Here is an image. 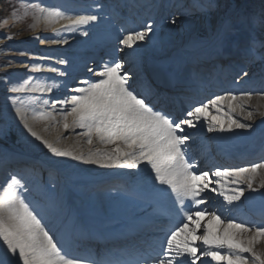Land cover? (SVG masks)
<instances>
[{"label": "snow or ice", "instance_id": "6c2138e0", "mask_svg": "<svg viewBox=\"0 0 264 264\" xmlns=\"http://www.w3.org/2000/svg\"><path fill=\"white\" fill-rule=\"evenodd\" d=\"M26 10H31L49 24L58 23L59 20L69 21L66 30H75L78 26L87 25L96 21V15L66 16L57 9H46L40 4H27ZM29 14L25 12V17ZM17 19H20L18 17ZM7 23V20L4 21ZM152 31L150 24L145 26V31H136L123 37L120 41L124 46L131 48L137 41H143L145 36ZM87 35V32L84 33ZM9 39L12 36L8 37ZM52 43H59L52 40ZM67 43V41H64ZM66 64V60H61ZM122 62H115L111 66L104 65L103 71L96 73L101 77L96 82L84 81V87H76L72 91L76 94L63 100H55L49 105L48 100H34L39 103L40 110H33L31 118L34 120H49L55 124L63 122L67 131L79 128L83 131L79 135L86 137L88 145L93 144L94 137L100 144L112 145L111 148L89 149L87 154H76L69 148L60 147V137L51 141L40 136L29 124L28 108L22 101L12 98L15 111L19 114L24 127L56 157H71L87 163L101 164L103 166H120L135 169L142 162L150 166L155 173V179L166 185L181 204L185 199H191L195 204L204 203L201 193L209 189L213 182L208 172L197 175L194 165L189 162L186 155V144L191 139L186 134L185 128H196L197 122L207 120L209 132L231 131L250 128L247 123H240L233 118V113L244 114L246 106L252 99L251 93L239 96L233 93L216 96L208 103L193 107L185 118L174 120L171 116L156 111L141 98L128 84L129 76L121 75ZM36 71L40 66L35 67ZM50 71H57L53 68ZM60 75H65L61 72ZM247 75V72L244 73ZM56 86V85H54ZM12 92H50L51 87L37 85L30 87V82L11 88ZM264 99V94H261ZM228 102V111L224 112L222 105ZM59 105V109H57ZM70 106V107H69ZM51 107L52 111H46ZM215 109L216 115H209V108ZM260 105H257L259 112ZM264 116V112H259ZM224 115L229 121L227 124L219 117ZM255 113L248 111L245 119H253ZM59 117V119L57 118ZM69 117L72 123H69ZM67 138V137H65ZM120 143H117V142ZM264 169V163L253 164L246 168L217 169L214 182L219 185L210 191L218 192L228 204L240 201L245 189L239 185H246L247 189L253 188L258 170ZM228 178L236 187L227 189ZM198 181H206L203 185ZM23 187L21 180L12 176L6 187L0 190V242L6 246L5 256L15 257L22 264H85L78 257L70 256L63 250V246L45 230L42 217L30 207L20 193ZM259 187L264 188V179L259 182ZM26 190V189H25ZM209 216L208 223L203 225V234L197 236V230L202 226L200 217ZM223 225L219 233L213 231L214 224ZM190 224L193 225L190 227ZM202 241L204 257H209L216 264H264V252L256 250L257 244L264 241V225L254 229L245 223H237L232 218L221 219L215 212L207 213L204 210L187 212L184 222L175 226L167 234L166 241L162 244V258L155 264H196L200 259L194 240ZM221 250H226L222 253ZM250 255H245V254ZM10 254V255H9ZM0 264H5L0 258ZM96 264V262H91Z\"/></svg>", "mask_w": 264, "mask_h": 264}, {"label": "bare ground", "instance_id": "6f19581e", "mask_svg": "<svg viewBox=\"0 0 264 264\" xmlns=\"http://www.w3.org/2000/svg\"><path fill=\"white\" fill-rule=\"evenodd\" d=\"M169 1V0H167ZM64 2V3H62ZM89 3H96L97 0H88ZM186 0H181L180 1V11L185 13L186 16L182 19V21L184 23H189L192 24L191 22H193L191 20V17L189 16V13L192 12L193 10V6H187L186 5ZM173 3L171 1H169L166 5L171 6ZM80 3L75 2L73 0H55L54 4L52 5L53 9H57L61 12H63L66 16H78V15H96L98 17V19L96 21H93L87 25H81L78 26L75 30H66L65 26L68 25L69 21L65 20V19H61L59 20L58 23L55 24H49L46 20H44L42 17L40 19H37V15L35 18V21L33 23L34 25V32L31 34V37L34 38V40H37V45H34L35 49L36 47H38V51L36 53V56H38V59H33L35 61V63L33 64H28V65H24V67H21L20 63L16 64L15 67H13L11 70L14 73V79L10 80L8 83H6L5 85L2 86V91L0 92V105H6L9 106L11 105L12 102V98L15 97L17 100L20 98L22 100H26L27 102H32L34 98H39V100H48L49 102H51V98H53L54 95L57 94L58 99L59 100H63L66 99L68 97H70L71 95H74L76 93H74L72 90L71 92L67 94V92L62 93L63 85H67V83H70L71 80L69 81H63L61 79V77L59 76V78L56 77L57 73H59V71H63V72H67L65 70L64 67H66L67 63L69 62H74L75 60H78V56H80L82 53L81 51L83 49H85V45L91 46L93 47V45H97L94 49H98V45L100 42H102L103 40L100 39V35L104 36V43L110 42L113 44L114 42V46L117 47L116 45V40H118V32L108 29L109 26L111 25L110 23V19L106 16H111L109 10L107 11L105 8H100L99 5H94V6H81V8H79ZM104 5V4H102ZM51 7V6H50ZM50 7H48L50 9ZM72 8H74L72 10ZM179 8L177 11H179ZM109 19V20H108ZM7 24H11L10 20H7ZM159 25V24H158ZM174 25L171 26V28L169 30H175L173 28ZM168 27V26H166ZM177 28V27H176ZM25 28H21L19 31L22 32V30ZM165 28H162V30H164ZM87 32V35H84V33ZM157 33L151 32V34L149 35L148 39L151 41L156 37ZM97 35V37H96ZM171 35H173V39H168L166 38V40L175 45V47L173 48V50H175L174 52H169L167 50H164L162 53L160 51L157 50V47L155 45H150L147 44L145 42V39L143 41H137L134 44V47L138 50H140V52H144L148 58H152L154 57L156 60L159 61H168V62H174L177 59H180L182 57H185L186 55V51L187 50H181L178 49L182 46V44H185V41L178 45L173 42L175 41V33L174 34H170L169 36L172 37ZM30 37V38H31ZM84 37H86V39L84 40ZM28 38L27 40L20 35L19 37H15L12 38L11 40H13L14 45H13V50L16 49L17 51H22L21 46L26 45L27 41L29 40H33ZM97 38V40H96ZM147 39V38H146ZM181 38H179L180 40ZM52 40H57L59 41V43H52ZM96 42H93L95 41ZM182 40V39H181ZM67 41V43H65L64 48L70 47L72 48L71 52H68V54H63L61 53V50H57L54 49L56 47H59L61 45V42ZM92 42V43H91ZM103 43V44H104ZM21 45V46H20ZM102 46H100V49H102ZM144 47H147V50L144 51ZM93 49V50H94ZM188 50L191 51V48H189ZM104 51H102L101 53H103ZM117 55H123L120 51L116 52ZM72 56V57H70ZM92 54H88L86 57V59H81V62H84L88 59H91ZM132 56L135 57V55L133 54ZM15 58V57H14ZM60 59H67L68 62L66 64H60ZM23 58H18L17 60H14L13 63L15 61H20ZM27 59V58H26ZM142 59L141 57H138L136 59V63L139 66L140 65V60ZM93 60V59H91ZM22 62H25V58L23 59ZM93 62V61H92ZM98 62H94L93 67H91L92 71L93 69H98L101 68L102 69V65L101 64H97ZM142 63V60H141ZM148 63H151V61L148 60ZM160 63V62H158ZM20 65V66H19ZM239 65H243V67H248L249 68V64L244 63L242 60H239L235 63L236 68L239 67ZM36 66H40V70L36 71L35 67ZM140 67V66H139ZM26 68H31V71L28 72V70ZM57 69V71L53 72L50 71V69ZM227 72V70H225ZM88 72H91L88 70ZM95 72V70H94ZM74 73V72H73ZM78 73V72H77ZM255 76V75H254ZM96 78H100L99 76ZM99 79H97L98 81ZM84 81H88V80H84ZM81 81V86H86L83 82ZM25 82H30V87H35L37 85H44V86H48L52 88V91L50 92H31V91H26V92H20V93H16V92H12L11 88L14 86H20L25 84ZM88 82H93V80L88 81ZM56 85V86H54ZM132 89L135 90V85L132 84ZM136 91V90H135ZM137 93V91H136ZM138 94V93H137ZM140 95V94H138ZM145 99H149V100H156L155 98H153V95L150 94H145ZM57 100V99H56ZM55 101V100H54ZM53 102V101H52ZM9 104V105H8ZM158 105L165 108L166 110H172L174 109L172 104L167 103V102H158ZM59 105H57V109H59ZM70 107V106H69ZM222 108L224 110V112L228 111V107L226 102H224V104L222 105ZM0 110H4L2 109V107L0 108ZM12 110V109H11ZM14 110V109H13ZM33 110H40V105L39 103L36 104V106L32 103L28 106V112H29V124L33 127V130L36 131L40 136H42L45 139L51 140V141H55L57 139V137H60V143L59 146L60 147H64V148H69L71 149L74 153L76 154H80V153H84L87 154L89 149H105V148H111L113 147L112 145H103L100 144L98 139L94 137L93 139V144L92 145H88L86 143V137H84L83 135H79V133H81L83 130L82 129H75V131H72V129L70 128L69 130H65L63 127V122L61 121L59 124H55L52 121L49 120H42L40 123L31 124V113ZM46 111H52L51 107H48L46 109ZM59 119V117H57ZM219 119H221L222 122H224L225 124H227L229 121H227V117L224 115H221L219 117ZM249 121V120H248ZM69 123H72V118L69 117ZM23 128L24 131L26 133V139L27 140H32L34 143H37V145L39 146V148H43L46 149V153L49 152L48 149L41 143V141L37 140L35 137H33L28 130L24 127V123H23ZM252 128V127H250ZM250 128H245L243 129L244 131L247 132V129ZM242 132L240 134V131L237 130L236 128H232L231 131H228V136L234 137L235 135H238L239 137V142L240 144H243L245 142V140H247L246 138L241 139V136H243L245 134V132ZM67 137V138H65ZM253 137V136H252ZM256 141H261L264 140V131H262L261 135L257 138H255ZM119 142V141H118ZM120 143V142H119ZM246 144V143H245ZM244 144V145H245ZM252 150L254 151L253 154H259L255 147L251 146ZM260 151V150H259ZM51 153V152H50ZM54 155V154H53ZM61 160H74L71 157H58ZM10 160L6 163L4 162V164L0 167V180L2 183L4 181L5 174L3 175V171H5L6 169H16L18 167H22L25 166V159L23 160L21 157V154H13L10 156L9 158ZM80 161L83 164V167L80 171V177L84 180V182L81 184V186H89L88 184H85L86 181H88V179L91 178V173H94L96 171L99 170H104L105 172L103 174H101L99 176V178L103 179L102 181H98L99 184H101L100 186H98V189H103L105 191H108L109 189L111 190V186L110 185H115V183L117 184H121L122 182H125V180L128 181V183H124L123 187L125 189L128 190V193L130 195L135 196L136 198H145V197H150V199H152V201L155 202H161L164 205H169V207L176 211V212H181L184 208H183V203L181 204L180 202H178L176 200L175 195L171 192L164 194L163 191L160 193L158 192V187H154L153 186V181L151 179V177L153 179H155V173L151 170L150 166L146 165V162H142L140 164V166L138 168L135 169H130V168H125V167H120V166H103L101 164H94V163H87L85 161H81V160H77ZM19 168V170H23V168ZM36 170L38 169L37 165L33 166ZM88 170H87V169ZM118 175V176H117ZM116 179V180H115ZM21 183L23 185V187L19 190L21 195L23 196V198L25 199V201L27 203H29L30 207L33 208L38 214L39 217H42V224L45 227V230L49 232L50 235L53 236L54 240L58 241V235H60L62 233V230L65 227V224L67 222V214L65 215V218H63V209L60 208L58 200L56 199L55 196H53L52 194H50L49 192L45 191L44 188H42V186H38L35 184V180L33 178H29V177H20ZM157 180L155 179V182ZM7 181L5 182V185L3 187H1L0 190H2L4 187H6L7 185ZM4 184V182H3ZM131 184V185H130ZM156 184V183H154ZM108 185L110 187L105 188V186ZM164 186V185H163ZM242 187V186H240ZM244 188V187H243ZM247 188V186H246ZM26 189V190H25ZM261 188L257 189L258 192H256V194L253 195H249V192H247L242 199V204L244 201H248L250 208L252 209H247L250 210L254 213V215L256 214H260V212H264V195H262L260 193ZM253 196V197H250ZM109 206H112L115 202L119 201V198H114L111 197L110 200H108ZM125 206L122 209H119L117 211H112L109 208L104 209V212L106 213V217H102V218H96L95 221L93 223H95V225L99 228H101V230H98V232H104L105 228L108 229V227L110 226H116L122 222H129V227H131L132 230H134L138 236L139 239H144L145 236V232L144 229L142 227H139L138 221L139 218H130L131 215L134 216H138L137 213H140L142 210L139 209V205L138 204H134L133 200H126L125 201ZM76 203L78 204L79 202L76 201ZM239 205L234 203L231 204L230 206V212L228 213H221V219L225 220L226 218H232L235 221L238 220V218L236 217V215H234L233 211L236 209L235 206ZM137 212V213H135ZM151 211H147V213H150ZM86 213V211H85ZM219 213V212H218ZM87 215V213H86ZM263 215H257L255 217H249V218H245V219H240V221L243 222V220H250L249 222H257V220H259ZM122 219V220H120ZM209 220V216L205 215L203 217L202 223H204V225H206L208 223ZM239 221V222H240ZM85 222H87V219H85ZM92 223V222H90ZM253 225V224H252ZM262 224L260 223L258 226H261ZM152 226V225H151ZM222 225L214 224L213 225V231L216 232L217 234L219 233L220 230H218V228ZM73 227V226H72ZM89 227V226H87ZM87 227L85 228L83 234L85 235V233L87 232ZM253 229L256 226H252ZM135 228V229H134ZM89 229L91 230V228L89 227ZM203 229V227H202ZM82 229H78L76 230V232L80 231ZM109 230V229H108ZM203 231V230H202ZM79 244V241H77ZM196 243L198 244L199 241L196 240ZM89 248L91 249V251L95 254H98V249L96 248V246L90 242L89 243ZM5 245L2 244V242H0V247L1 249L4 248ZM80 247V253L76 252V256L81 258L84 255V251H82L83 248H86V246L84 244H79ZM200 248H202V243L199 246ZM203 249V248H202ZM201 249V250H202ZM256 250L258 252H262L264 251V241H261L259 244H257L256 246ZM221 251H226V250H221ZM86 253V252H85ZM70 256H73L72 253H69ZM5 256V253H4ZM10 260L11 264H22V262H17L16 259L14 257L9 258V256H5ZM74 257V256H73ZM85 264H89V262H87V260L82 259ZM202 262V260H200L198 263ZM215 264V262H214Z\"/></svg>", "mask_w": 264, "mask_h": 264}, {"label": "rangeland", "instance_id": "374dc122", "mask_svg": "<svg viewBox=\"0 0 264 264\" xmlns=\"http://www.w3.org/2000/svg\"><path fill=\"white\" fill-rule=\"evenodd\" d=\"M22 1H23V4H22L23 5V9L20 8V9H18V11L17 10L14 11L11 14V16L8 19H6V20H10L11 24H7V23L5 24L3 22L2 27L8 29V31L10 33L9 36L19 37L20 35H22L25 39H28V38H30V34H32L34 32L33 23L35 21L36 14H33L31 12V10H26V8L24 6L27 5V4L35 3V4H40L41 6L46 8L47 6H50V5L54 4L55 0H22ZM73 1L82 4L83 7L86 6V5L87 6H94V5L98 4V0H97L96 3H89L88 0H73ZM245 1H247V0H245ZM247 2L245 4H243L242 10H244L246 8L245 6L248 4ZM62 3H64V2H62ZM224 3H225V0H221L218 8L216 10H212V14L209 17L205 16V14H203V11L205 10V8H204V10L200 14L197 15L198 16L197 19H192V21H193V22H191L192 24L179 23V20L177 19V20L174 21V23L175 24L179 23L178 24V28H176V25H174L173 28L175 30H169V28H166L164 30L157 31L156 39H153V40L150 41L147 38V39H145V42L147 44H150V45H155L157 48L159 47L160 51H161V49L170 51V50H172L175 47V45L169 43L166 40V37H167V35L175 33V34H177V36L175 35V39L176 40L173 41V42L177 46L182 44L184 41H185V43L188 41V42L192 43L191 45L195 44V45L199 46V44L201 42V41H199L200 38H202L203 35L207 36L208 34L212 33L215 30L216 23L219 22L221 18L223 19V24H219L218 25L219 27H222L225 23L226 24L229 23L228 22V18H230L231 14H228L225 10H222L224 8V7L222 8V5ZM236 3H237V1L232 2V4H231L232 8L231 9H233L234 6L237 5ZM73 9L74 8H72V10ZM26 11H28L29 14L25 17V12ZM137 12L140 15V11L138 10ZM226 14H228V15H226ZM18 17H20V19H17ZM148 24L149 23H147L144 20H139L137 22L136 26L140 25L142 27V26H146ZM182 25H183V27H182ZM136 26L134 25V27H136ZM134 27H133V29H134ZM21 28H25L23 30L24 32H20L19 31ZM142 31H145V29L142 30ZM220 33L221 32H219V34ZM171 36L172 37L168 36L167 38L168 39H173L174 38L173 35H171ZM179 38H181L182 40L181 39L179 40ZM30 39H33V40L27 41V44L24 45V49L22 48V51H17L16 49L13 50L12 46H8L7 52H5V53L8 56V62H9L8 64L12 65V68L15 67V65L17 63L18 64L20 63L21 67H24V65L33 64V63H35V61L33 59H38V56H36V54H38V53H36L38 51V49L34 48V45L37 44V40H34L33 37H31ZM212 42H214V41H211V42H209L207 44H202V45H204L202 47L209 46V48H207L206 50L213 49V47H212L213 45L210 44ZM261 43H264V42H261ZM170 45H171V47L169 48ZM145 48L147 49V47H145ZM18 58H23V59L25 58V62H22L23 61V59H22L20 61L19 60L15 61L13 63V61L17 60ZM9 69H11V67H9ZM26 69L28 70V72L31 71V68H26ZM4 82L5 81H2L0 83V85L3 84ZM261 94H264V92H262L260 94H253L252 95V99H251L250 103L246 106V110H245V113L243 115L240 114V113L233 114V118L238 120L240 123H242L240 121V118H243V123H247V124L251 125L252 128L247 129V132H249V133L250 132L252 133V131H254V129L259 127L260 125L264 126V116H261L259 114V112H264V99L261 98ZM237 96H239V95H237ZM226 104H228L227 101H226ZM257 105H260L259 112L257 111ZM10 106L13 107L14 105L12 104ZM10 106L9 107L7 106V108L3 107L8 112V114H12V111H11L12 107H10ZM248 111H252V112L255 113L253 119H251L249 121L247 119H245V116H246ZM238 114L241 115V116H238ZM212 115H216V114L213 113ZM41 121L42 120H31V123L34 122V124H37V123H40ZM13 127H14V125H9L7 127V129H11V128L13 129ZM15 127H16V124H15ZM249 133H247V134H249ZM18 135H19V138H20L18 140V142L20 141L19 142L20 144H25L24 146L27 147L26 151L28 153H30V151H28L27 149H29V150L32 149L33 150L32 151L33 154L41 159V157L39 155L35 154L34 152H38V153L43 154L41 151L44 152V151H46V149H43L42 147L39 148L37 143H34L33 141H27V140L24 141L26 134H25V131L23 130V127H21V126H19ZM46 154L49 156V158L44 160L47 164H51V165L54 164L57 167L60 166L62 168H66L69 171V166H66V164H64L65 160L61 161V159H59L58 157H56L55 155L50 153V151L47 152ZM71 161H73V160H71ZM71 161L67 162V163H72ZM77 165H80V164H77ZM75 168H77L76 165H75V167H73V169L71 171H69L68 173L64 174L65 177H69L70 186H74V185L77 184V180H75L73 178V173L75 171ZM99 173H101V172L100 171H96L95 173H92L93 175H92V177H91V179L89 181H92L94 179V176L98 175ZM60 174H62V173H59V175ZM262 179H264V169L258 170V172L256 174V182L254 183L253 187H259V182ZM37 184L38 185H40V184L43 185L47 190H49V188H50V186L46 185L45 182H43L41 180H38ZM61 186H62V188H66V186L64 184L62 185V183L56 182L55 188H61ZM244 189H246V188H244ZM261 189L264 192V188H261ZM102 197H103L102 195H98L97 198H102ZM5 248H6V246H4L3 249H1V247H0V255L1 256H4L3 253H4V249ZM262 252H264V251H262ZM4 261H5V264H8L7 260H4ZM249 264H251V260L249 261Z\"/></svg>", "mask_w": 264, "mask_h": 264}]
</instances>
